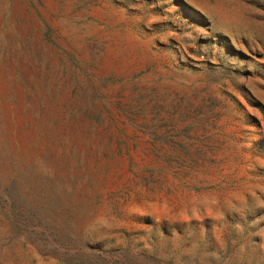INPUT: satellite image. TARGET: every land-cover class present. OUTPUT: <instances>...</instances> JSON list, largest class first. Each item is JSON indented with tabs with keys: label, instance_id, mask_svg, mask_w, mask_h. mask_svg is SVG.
<instances>
[{
	"label": "rangeland",
	"instance_id": "1",
	"mask_svg": "<svg viewBox=\"0 0 264 264\" xmlns=\"http://www.w3.org/2000/svg\"><path fill=\"white\" fill-rule=\"evenodd\" d=\"M0 264H264V0H0Z\"/></svg>",
	"mask_w": 264,
	"mask_h": 264
}]
</instances>
